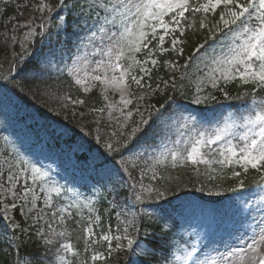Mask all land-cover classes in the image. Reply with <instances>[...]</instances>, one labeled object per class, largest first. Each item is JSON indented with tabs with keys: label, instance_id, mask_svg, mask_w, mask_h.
Segmentation results:
<instances>
[{
	"label": "trees",
	"instance_id": "1",
	"mask_svg": "<svg viewBox=\"0 0 264 264\" xmlns=\"http://www.w3.org/2000/svg\"><path fill=\"white\" fill-rule=\"evenodd\" d=\"M39 2L40 0H0V17L2 15L7 19L14 15L19 22L34 23L36 18L32 15L31 8ZM208 18L218 19V12ZM200 19L201 14H185L183 35L179 34L184 43L178 46L184 49L183 55L171 50L160 53L155 47L156 44L152 45L158 63L152 67L148 80L154 86L161 84V87L150 101L153 113L159 110L163 115L156 123L150 121V126H143V131L138 133L136 138L143 140L150 147L158 146L159 139L167 136L166 122L177 116L184 110L185 105L194 100L197 77L195 69L198 60L203 50L209 52L220 37L213 38L209 36L206 28H200ZM56 24V20H53L52 26ZM188 24L192 26L188 27ZM52 26L49 28L51 32L55 30ZM221 37L220 40L233 43V35ZM200 44H204V48L197 52ZM38 45L39 42L33 48L30 45L31 51L22 52L20 48H10L8 44L0 43V84L16 94L46 122H54L69 129L73 134L70 141L76 142L78 138H82L86 148L98 154L105 164L116 163L118 153L107 149L103 143H107L104 136L100 135L99 139H96L99 134L95 133L93 120L96 112L102 109L110 98L120 96H108V100H105L106 93L105 90L102 91L101 86H94L88 92H83L67 74L41 63L35 57L36 54L32 50ZM168 49L171 48L168 46ZM165 61L180 67L173 70ZM173 82L176 84L175 89L172 87ZM208 96L207 101L195 106L194 111L190 113L188 125L197 133H205L207 138L217 132L222 133L232 125H242V118L249 115L253 108V85H245L239 80L221 84L219 88H210ZM255 96L257 100L264 98V89H257ZM76 100H83L84 103H73ZM179 132L180 129H177L169 135L174 138ZM239 140L241 139L231 142L237 147V151L244 143ZM227 144L216 142L201 147V151L211 161L210 164L193 165L191 162L177 161L173 167L171 152L185 150L183 155H186L187 149V144L175 143L167 158L156 165L155 176L145 179L144 184L151 185L152 188L148 193L136 191L127 176L118 182L111 181V190L101 191L96 197L100 221L95 227L98 231V241L92 246H89L86 240L85 230L90 224L93 209L84 201V191L88 190L84 184L80 188L77 205L72 208L73 218L69 221L68 229L60 231L65 232L66 236L55 235L51 244L44 242L43 238L37 235L30 221L22 220L18 208L13 210L17 221L14 234L18 236L15 242H11L3 226L0 205V264H59L58 256L62 243H71L74 246L72 252L65 253L67 260L72 264H173L177 253H182L181 247L191 238L183 233L178 214L181 199L226 204L239 195L264 192V171L249 167L248 171L244 172L240 165L222 166L216 162L222 159L219 153ZM79 157L87 160L86 154ZM233 172H240V176H234ZM241 180L244 182L242 188L238 187ZM108 200H111L110 204ZM125 228L127 232L124 231ZM101 231L110 233L111 248L108 242L100 239ZM117 236L121 239L116 240ZM125 236L133 239L131 247H128ZM117 244L123 247H117ZM96 252L104 253V259L93 262L91 256ZM73 253L79 255L74 256Z\"/></svg>",
	"mask_w": 264,
	"mask_h": 264
},
{
	"label": "rangeland",
	"instance_id": "2",
	"mask_svg": "<svg viewBox=\"0 0 264 264\" xmlns=\"http://www.w3.org/2000/svg\"><path fill=\"white\" fill-rule=\"evenodd\" d=\"M69 1H67L68 4H64L63 0H40L39 4L47 3L52 6L53 10L51 13L47 11L41 13L38 10L39 4L31 8L32 15L36 18L34 23L19 22L14 15L7 19L0 17V43L8 44L10 48L15 47L25 51L30 45L38 42L39 38H43V33L39 29L47 31L52 16L62 12L64 15L58 18V26L53 33L54 39L51 41L52 44H57L58 41L61 43L54 51L56 56H53L54 54L51 56L46 55L41 61L45 64H53L58 56L60 58L57 63L68 74L69 69L72 68H78L81 77H84L85 73L88 74L86 85H80L81 87L87 86L90 89L92 84H99L103 91L104 85L100 81L91 79V77L95 75L103 77L106 74L110 78L114 74L119 75V72L113 73L106 68L109 57L103 55L112 44L108 36L117 31L119 27V21H117V28L105 22L106 16L108 20L112 19V14L106 13L104 6L111 7L117 4L118 0ZM139 2L140 0H131V3ZM191 2L196 3L197 0H191ZM200 2H203V0H200ZM209 16H212V14H209ZM165 20L167 21L169 18L165 17ZM213 20L215 19L208 18L209 27H211ZM182 23L183 21H181V26ZM21 25L24 26L21 27ZM102 26L107 29V34L101 31ZM170 27L176 26L171 25ZM30 28H34L36 34L30 39H26L25 34ZM180 31L177 30L175 35L179 36ZM158 33L163 34V29H158ZM217 34L219 32H216L215 36ZM220 39L222 37L216 39L212 49H209L210 53L203 50L201 58L198 60L195 69L197 72L195 78L197 95L192 102L193 106L198 104L196 102L197 98L200 100L199 103L205 101L208 98V88H213L206 78L209 68L214 66L212 65V58L219 57L222 52L226 53L228 45L231 44ZM21 41H23V47H21ZM49 43L50 41L46 39L44 45ZM153 43L156 44L157 40H152L148 45V49L153 50L151 58L156 59L157 54L152 47ZM168 46L171 48V35L165 37L163 47L168 49ZM148 49H142L140 53H137L136 59L141 62L148 59L146 56L148 52L146 50ZM158 52L160 51L158 50ZM112 60L114 61V56ZM120 63L127 67L131 61L125 57L121 59ZM143 66L150 69L153 67L151 63ZM199 70L201 71L199 72ZM131 74L142 78L141 84L143 85V87L138 86L131 81L130 77L127 78V83L130 85L128 90L130 95H127L126 98L131 99L132 103L124 109V112L132 111V117L125 121L124 117L120 115V108L123 107L119 103L120 97L110 98L102 108L103 111L96 112L93 123L95 133L99 134L96 139H99V136L102 135L107 141V143L104 141L103 143L107 146L111 144L114 151L116 148L125 149L121 153L122 157L119 159L118 165H110L115 171V175H119L121 171L128 173L133 168L134 174L131 172L130 175L133 186L138 191H147L148 193L152 188L151 185L144 184L145 179L155 176L156 165L167 157L168 152L173 149L174 143L187 144L186 147L189 149L191 144L200 138V133L195 132L193 128L188 126L190 108L186 107L184 111L178 114V117L172 118L166 123L165 131L168 134L166 138L159 139L158 147L149 148L148 145L137 139L130 141L128 147H124V140L127 132L130 131L132 122L140 120L136 109L139 108L140 112L144 113L145 118H147L149 112L153 113L150 99L161 87V84L154 86L150 81H146L149 74L140 72V66H135L131 70ZM70 76L75 81L74 77ZM221 83L223 81L219 82L218 87ZM106 94L112 97L120 96L119 92H114L110 88ZM140 97H143V99H140ZM4 99L5 94L0 92V122H3L0 127V175L3 177L0 179V184H3V188H0V202L2 203L6 223L9 227L15 226L13 207L11 206L14 203L19 208V215L23 219H29L31 226H38L36 231L38 235L45 234L46 230H49V224L54 230L59 228L63 230L68 224H66V219L64 218V221L61 222L60 216L53 217V213L56 216L59 213L61 201L66 200L67 197H72L77 191L78 187H75V189L69 188L80 179L75 173L77 168H82L81 175H95L97 180L110 175L109 168L102 166L101 161L92 155L85 167L82 163L76 162L74 153L79 149L83 150V146L78 142L73 148H69L65 137H59L64 132L62 128H58L55 132L51 128L50 133L42 131L40 138L32 135L29 128L32 120L28 119L26 122L23 118L20 119L15 108L11 110L2 109L1 104ZM108 104H113L114 107L109 108L107 107ZM177 129H180V132L175 138L169 135ZM245 131L246 129L241 124L227 127L220 133L222 138L217 143L232 142L234 137H241ZM204 138L206 139L207 135ZM118 141L119 143H117ZM184 151L179 150L176 152L183 155ZM9 165L14 166L13 171L17 174H19L18 169H26L19 176V182L16 184L15 189L12 190L22 194L25 187H32L39 197L34 208L30 202L31 194L28 197L29 202L25 203L23 199L14 198L11 192L8 191L11 188V184L7 181ZM32 167L39 168L41 172L47 173V175L33 183L31 178ZM41 187L44 188V191H41ZM53 188H60V194L50 191ZM49 194L51 196L50 207L44 204V200ZM6 205L7 207H5ZM65 212L68 213L69 209ZM181 213L184 230L194 235L195 243L192 248L178 256L175 264H193V261L197 259L203 264L206 257L209 264H218L221 254L230 256L233 264H248V258L252 254L249 245L254 244L256 247L264 248V241L261 240V237L264 236V225L260 224V221L264 220L263 193L240 196L235 203H230L227 206H216L184 199ZM38 216L43 218L38 220ZM91 238L93 239L92 234ZM189 253H191L190 257L188 256ZM59 264H63L60 259Z\"/></svg>",
	"mask_w": 264,
	"mask_h": 264
},
{
	"label": "snow or ice",
	"instance_id": "3",
	"mask_svg": "<svg viewBox=\"0 0 264 264\" xmlns=\"http://www.w3.org/2000/svg\"><path fill=\"white\" fill-rule=\"evenodd\" d=\"M38 10L41 13L45 11L51 13L53 9L51 5L41 3L38 5ZM104 10L106 13L112 14L111 20H108L106 16V23H110L112 27L117 28V21H119L117 31L112 32L108 36L112 44L107 52L103 53V55L109 57L106 68L113 73L119 72V75L114 74L110 78L106 74L103 77L95 75L91 79L100 81L104 85L105 93L109 88L114 92H119V103L123 106L120 108V115L124 117L125 121L133 115L132 111L124 112V109L132 103L131 99L126 98L127 95H130L128 91L130 85L127 83V78L130 77L133 83L143 87L141 84L142 78L132 75L131 70L135 66H140V72L149 74L151 69L145 68L143 65L148 63H151L153 66L157 65L158 61L151 58L153 56V50L148 49V45L152 40H157L155 47L161 53L171 50L176 51L179 55H183L184 49L178 47V45L184 43V41L179 36H176L175 32L181 30V35H183L181 21L185 19L186 12H191L193 16L201 14L199 27L202 29L207 28L208 34L213 38H215L216 32L222 33L225 38L229 35L234 36L233 43L227 47V52H222L219 57L212 58V65L214 66L209 68L206 78L213 88L218 87L220 81L227 84L239 80L245 85H253V108L249 115L242 118V127L246 129L240 137L244 142L243 146L237 151V147L229 142L219 153L222 159L216 162L222 166L232 164L240 165L244 172H247L249 167L264 171V98L257 100L255 96L257 89H264V0H203V2L197 0L196 3H192L191 0H140L139 3H131V0H127V2L125 0H118L117 4L111 7L104 6ZM217 12L218 19L213 20L211 27H209V14L215 16ZM165 17H169V20L166 21ZM171 25H175L176 27H170ZM23 26L21 25V27ZM187 26L191 27L192 25L188 24ZM158 29H163V34H159ZM101 31L107 34V29L103 26L101 27ZM35 34V29L30 28L25 34V38L30 39ZM169 35H171V49H165L163 47L165 37ZM21 47H23V41H21ZM203 48L204 44H200L196 51L199 52ZM142 49H148L146 53L148 59H145L143 62L136 59V54L140 53ZM194 55L195 53H193ZM113 56L114 61L112 60ZM125 57L131 61L127 67L120 63L121 59ZM191 59L192 56L189 57V60ZM165 64L173 70L180 67V65L175 63L169 64L168 61H165ZM69 74L74 77L77 85H86L87 73H85L84 77H81L79 75V69L72 68L69 69ZM165 86L167 87V82H165ZM172 87L174 89L176 88L174 82ZM89 90V87H84L85 92ZM104 99L108 100L107 94L104 95ZM140 99H143V97H140ZM196 102H200L199 98H197ZM73 103L82 104L84 101L76 100ZM107 107L113 108L114 105L108 104ZM161 107L163 108L164 106L161 105ZM100 111H103V109H100ZM136 112L140 116V120L138 122H132L130 131L127 132L124 140V147H128L129 142L135 140L137 134L143 131L142 125L150 126V121L156 123L163 115V113L157 110L155 113L149 112L147 118H145L144 113H141L139 108L136 109ZM199 135L200 138L196 139L189 149H186V155H181L175 151L171 152L173 167L176 166L177 161L181 163L191 162L193 165L211 163L201 151V146L215 144L222 137L219 132L214 137L209 136L207 139L204 138L205 133H200ZM108 147L110 150L113 148L111 144ZM119 150V148L115 149L117 152ZM13 167V165H9L8 169L7 181L11 184V188L8 191L11 192L14 198L23 199L25 203L29 202L28 197L31 194L30 202L34 208L39 197L32 187H25L22 194L12 190L15 189L16 184L19 182V176L26 171V169H18L19 174H17V172L13 171ZM31 173L33 183L37 179H42L47 175V173L41 172L39 168L35 167L31 168ZM233 175L238 177L240 176V172H233ZM2 178V175H0V179ZM238 187H244L243 180L240 181ZM0 188H3V184H0ZM232 190L235 191L236 189ZM41 191H44L43 187H41ZM50 191H54L59 195L61 189L53 188ZM137 199H140V197H137ZM44 204L45 206H51L50 194L45 198ZM11 206L13 208L16 207L14 203ZM66 210L65 208L59 209L61 213ZM53 217H55V213H53ZM42 218L41 216L37 217L38 220ZM96 219L98 221L99 217ZM60 220L61 222L64 221L63 215H61ZM260 224L264 225V220H261ZM48 227L52 232H55L54 229H51L50 224ZM124 231L127 232V228ZM87 232L91 235L92 228L88 227ZM55 234L60 237L66 236L65 232ZM101 239L108 242L109 248H111V238L109 235L105 234ZM115 239L120 240L121 237L117 236ZM124 239H127L128 247L133 245V239L127 236ZM261 240L264 241V236L261 237ZM46 242L51 244L53 241L51 238H47ZM116 246L123 247L120 244ZM60 248L65 253H68L73 251L74 246L71 243H62L60 244ZM249 248L252 254L248 258V264H264V248L256 247L254 244L249 245ZM73 255H79V253H73ZM188 256L190 257L191 253ZM59 259L63 264H72L64 256H60ZM103 259L104 253L101 252H96L91 256L93 262ZM193 264H201V261L198 259L194 260ZM203 264H209L207 257L203 261ZM218 264H233V261L227 254H221Z\"/></svg>",
	"mask_w": 264,
	"mask_h": 264
}]
</instances>
